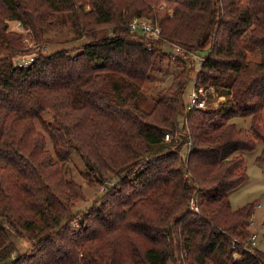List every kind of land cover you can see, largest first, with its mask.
Here are the masks:
<instances>
[{
	"label": "trees",
	"instance_id": "1",
	"mask_svg": "<svg viewBox=\"0 0 264 264\" xmlns=\"http://www.w3.org/2000/svg\"><path fill=\"white\" fill-rule=\"evenodd\" d=\"M55 15L86 42L45 51ZM138 16L160 35L131 32ZM172 42L207 52L195 77ZM152 69L172 81L144 109ZM193 81L225 99L187 109ZM263 109L264 0H0V264H264L255 202L229 197L248 179L239 152L261 141L264 161ZM74 152L88 184L118 176L78 211Z\"/></svg>",
	"mask_w": 264,
	"mask_h": 264
},
{
	"label": "rangeland",
	"instance_id": "2",
	"mask_svg": "<svg viewBox=\"0 0 264 264\" xmlns=\"http://www.w3.org/2000/svg\"><path fill=\"white\" fill-rule=\"evenodd\" d=\"M54 17V22L50 25L45 34L46 39L50 42L48 45L46 44L42 46L45 51L52 52L61 47L76 50L78 49L79 45L86 42L87 39L83 36H79L78 38H76V34L71 29L69 21L66 24H63L62 21H58V19L63 18L62 15H55ZM10 28L24 31L25 35L29 33V30L27 28H24L19 23V21L16 20L10 22ZM25 39L28 42L29 47L35 46V43L30 41V39ZM206 53V51H199L193 53L191 57L186 58L189 65L194 64L192 70V74L194 77L195 74H197V72L199 71L202 64V59ZM23 57L29 59L32 56H26L24 54ZM165 63H168V61H165ZM168 70L155 71L154 69H152V71L150 72V80L147 81L142 88L143 96L139 101L141 107H143L144 109H151L157 99L158 91L162 87L167 86L171 83L172 77L171 75H169L170 71ZM192 88L193 82H190L185 95V104H187V102L189 101V93ZM224 99L225 96H220L215 91L212 94V98L209 99V103H207V106L213 108L218 107L220 102H222ZM44 117L49 121L53 120V114L49 110H46L44 112ZM262 117L264 122V109L262 111ZM231 121L236 123V125L240 128L249 129L251 126L252 117L234 116L231 118ZM47 139L48 148L52 150L53 147L51 139L49 136ZM262 148L263 143L261 141H257V145L254 149L239 152L242 153L246 159L248 179L240 187L231 191L229 197L231 200V204L235 208L242 206L247 202H255V213L251 218L253 223L249 225V229L252 232L257 233L256 247L264 250V161L257 160V156L260 154ZM185 151L186 149H183V152ZM65 166L69 170L68 176L80 182L83 185V190L85 193L84 198H80L76 201L74 211H78L80 209L88 207L92 203L93 199L102 195L107 187L116 182L118 179V176L116 175L113 176V178L109 179L110 182L94 183L93 185L88 184L81 174L86 170L85 163L77 152H74L72 154L71 158L65 163ZM16 240L18 243V247L20 248L29 246V240L25 237H20Z\"/></svg>",
	"mask_w": 264,
	"mask_h": 264
},
{
	"label": "built area",
	"instance_id": "3",
	"mask_svg": "<svg viewBox=\"0 0 264 264\" xmlns=\"http://www.w3.org/2000/svg\"><path fill=\"white\" fill-rule=\"evenodd\" d=\"M130 30L131 32H142V33H150L154 36H159L162 29L158 24L152 23L149 19L144 17H134L132 21L130 22ZM168 52L175 55H182L183 57L189 58L191 55L186 54V49L178 44L172 42L168 47ZM32 58V57H31ZM31 58L26 59L23 58L20 60V63H23L27 65ZM208 92L214 93L215 90L211 86L209 88H205L203 86H197L196 82L193 81V88L191 89L189 93V101L186 104L187 109H191L193 107H199V108H206L208 102ZM172 137H174L172 134L166 133L165 140H170ZM191 145V142H190ZM196 208V207H195ZM197 209V208H196ZM250 243L252 246L257 245V233L252 232L250 236Z\"/></svg>",
	"mask_w": 264,
	"mask_h": 264
}]
</instances>
